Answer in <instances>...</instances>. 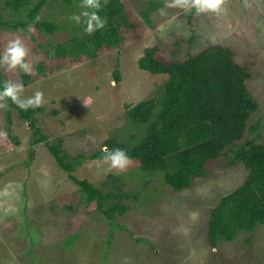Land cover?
Returning a JSON list of instances; mask_svg holds the SVG:
<instances>
[{
    "label": "rangeland",
    "instance_id": "rangeland-1",
    "mask_svg": "<svg viewBox=\"0 0 264 264\" xmlns=\"http://www.w3.org/2000/svg\"><path fill=\"white\" fill-rule=\"evenodd\" d=\"M13 1L0 0L1 16L10 23L28 21L27 9L39 0H30L19 10ZM161 1L163 6L147 22L141 12L148 0H128L131 19L139 27L127 33L130 38L120 47L80 62L49 52L80 32V24L69 16L82 11L81 2L48 0L43 5L38 18L64 25L53 33L35 23L26 31L0 27V54L19 37L34 67L33 75L3 67L0 74L5 80L23 82L24 98L41 91L45 100L35 126L9 100L8 107L0 109V133H7L9 113L13 119L10 144L0 139V264H264V225L214 248L207 241L209 207L245 181L242 164L226 165L223 157L213 163L210 177L175 192L160 173H145L137 163L126 171H107L102 155L95 156L110 137L131 128L128 109L156 96L168 79L139 68L145 47L158 46L172 58L178 39L183 41L182 55L221 44L249 65L253 77L248 87L259 102L252 122L259 121V140L264 139V0H226L224 11L202 13L193 26L183 16L184 9L165 8L166 0ZM161 9L166 14L161 15ZM39 63L46 67L41 72ZM58 63L62 66L49 72ZM117 68L120 80L114 78ZM35 127L48 135L50 143L60 142L69 161L76 163L72 174L106 192H137V198L124 200L130 209L113 221L102 212L83 215L87 207L79 186L58 165L46 142L34 143ZM78 216L83 219L76 232Z\"/></svg>",
    "mask_w": 264,
    "mask_h": 264
},
{
    "label": "trees",
    "instance_id": "trees-1",
    "mask_svg": "<svg viewBox=\"0 0 264 264\" xmlns=\"http://www.w3.org/2000/svg\"><path fill=\"white\" fill-rule=\"evenodd\" d=\"M47 1L39 0L27 9L26 22L4 21L0 10V27L7 25L26 31L35 23L50 33L64 28L55 21L37 19ZM127 1L108 0L99 13L107 19L105 29L88 35L84 32V25L80 24V32H74L69 39L55 45L49 55L80 62L84 57L96 58L108 49L120 47L125 39L130 38L127 33L140 25L131 19ZM63 2L76 5L81 0ZM29 3L30 0L13 1L16 10ZM162 6L161 0H148L141 12L142 17L151 22V15ZM200 15L202 13L197 14L195 9L183 13L190 26ZM174 43L177 48L172 51V58H167L158 46L145 47L138 58L139 68L168 79L156 96L128 109L131 128L121 136L110 137L105 146L109 150L124 149L141 171L150 175L162 174L175 192L193 187L200 177H210L213 163L223 157L227 158L226 165L242 164L247 170L245 181L209 207L207 241L214 248L220 241H234L242 233H251L259 225H264V139L259 140L262 138L259 121L252 122V116L259 110V102L248 87V81L253 77L252 69L238 60L231 47L208 45L196 53L182 55V39ZM61 66L58 63L49 72ZM38 68L41 72L46 67L39 63ZM114 78H121L118 68L114 70ZM5 81L0 74V90ZM9 102L16 106L10 99ZM17 108L21 117L32 126L37 123L36 114L45 109L44 106L26 111ZM8 118L7 133L0 135V139L10 144V124L13 123L10 113ZM37 134L34 143L46 142L58 165L79 186L87 207L83 215L97 211L113 221L117 215H124L130 209L124 200L137 198V192H106L88 179L77 177L72 174L76 163L69 161L70 156L60 142L47 141L48 135L39 127H35ZM13 138L16 144L20 143L18 137ZM96 155L103 156L104 153L100 150ZM33 157L31 154L30 159ZM82 219L83 216L77 217L76 232L81 228Z\"/></svg>",
    "mask_w": 264,
    "mask_h": 264
},
{
    "label": "clouds",
    "instance_id": "clouds-1",
    "mask_svg": "<svg viewBox=\"0 0 264 264\" xmlns=\"http://www.w3.org/2000/svg\"><path fill=\"white\" fill-rule=\"evenodd\" d=\"M108 0H81L80 7L82 11L79 14L69 16V20L76 24L84 25V32L93 35L97 31L107 27L106 17L99 13L106 6ZM226 0H166L165 8H181L185 11L195 9L197 14L215 13L220 14L224 11ZM161 15L166 14L164 9L160 10ZM39 19V18H37ZM30 30H32L30 26ZM22 31V30H21ZM29 49L19 38L8 42L3 53L0 54V67L7 72H14L17 68L27 75L34 74V67L27 61ZM24 84L21 81L7 80L2 90H0V109L8 107L7 100H11L22 110L41 107L45 100L41 91H36L33 96L24 98ZM84 104L88 106L87 102ZM4 133H0L3 135ZM104 155L101 157L103 164H106L107 171L119 170L126 171L133 163L124 149L114 148L109 150L107 147L102 149Z\"/></svg>",
    "mask_w": 264,
    "mask_h": 264
}]
</instances>
